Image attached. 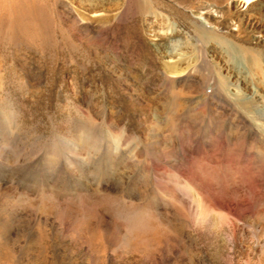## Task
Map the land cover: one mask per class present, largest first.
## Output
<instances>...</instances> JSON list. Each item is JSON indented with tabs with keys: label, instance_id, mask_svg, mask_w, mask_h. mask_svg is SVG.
I'll return each mask as SVG.
<instances>
[{
	"label": "rangeland",
	"instance_id": "1",
	"mask_svg": "<svg viewBox=\"0 0 264 264\" xmlns=\"http://www.w3.org/2000/svg\"><path fill=\"white\" fill-rule=\"evenodd\" d=\"M0 264H264V0H0Z\"/></svg>",
	"mask_w": 264,
	"mask_h": 264
},
{
	"label": "bare ground",
	"instance_id": "2",
	"mask_svg": "<svg viewBox=\"0 0 264 264\" xmlns=\"http://www.w3.org/2000/svg\"><path fill=\"white\" fill-rule=\"evenodd\" d=\"M144 7L147 8L148 6L145 4ZM221 67H222V66H221ZM222 69H223V68H222ZM222 69L220 68V70H222ZM220 70H218V71H220ZM222 75H223V74H222ZM227 78H228V77H227ZM227 78H226V79H227ZM221 80H222V79H221ZM227 80H228V79H227Z\"/></svg>",
	"mask_w": 264,
	"mask_h": 264
}]
</instances>
